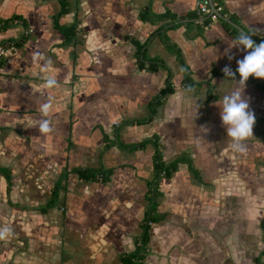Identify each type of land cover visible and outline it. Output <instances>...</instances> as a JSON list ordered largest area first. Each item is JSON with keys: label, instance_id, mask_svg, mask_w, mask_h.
Masks as SVG:
<instances>
[{"label": "crops", "instance_id": "obj_1", "mask_svg": "<svg viewBox=\"0 0 264 264\" xmlns=\"http://www.w3.org/2000/svg\"><path fill=\"white\" fill-rule=\"evenodd\" d=\"M197 1L68 0L59 19L76 24L77 37L66 42L55 26L60 0H0V19H25L0 29V42L27 35L0 66V229H11L0 239V264H120L142 231L157 148L153 140L122 144L155 137L166 162L184 158L160 180L163 218L152 224L143 264H264V88L249 77L243 89L256 116L246 154L229 148L218 105L243 88L238 72L227 78L222 69L235 72L247 54L230 47L239 33L226 21L264 33V0H219L222 16L211 25ZM147 7L175 17L143 18ZM159 28L147 51L167 66L141 68L126 35L143 42ZM165 35L192 69L194 88L181 84L184 64ZM169 81L175 89L153 118L137 121ZM41 119L53 131L41 133ZM78 166L112 174L81 178L71 170ZM63 174L56 202L43 209Z\"/></svg>", "mask_w": 264, "mask_h": 264}, {"label": "trees", "instance_id": "obj_2", "mask_svg": "<svg viewBox=\"0 0 264 264\" xmlns=\"http://www.w3.org/2000/svg\"><path fill=\"white\" fill-rule=\"evenodd\" d=\"M216 1H219V0H216ZM60 2H61V8H60V11L55 16V26L57 28H59L65 34L66 42H71L77 37V25L73 24V25L68 26V25H64L60 22L59 18L61 16V14L65 13L66 11L69 10L68 0H60ZM197 14H199L198 11H197ZM141 16L143 18H150V17L164 18L165 16L175 17V15L172 14L171 12H166L164 14L153 13V11L148 7L142 11ZM221 16H222V14H221ZM18 19L22 20V21L25 20V19L21 18L20 16L1 18L0 19V29H3V28L10 26L12 23L16 22V20H18ZM209 20H210V17H208L207 15H204L203 22L208 24ZM226 24L228 25V27H231L234 31H237L238 33H240V31L235 26H233L231 23L226 21ZM158 32H162V28L156 29L149 36V38L143 42L140 39H138L137 37L126 35V39L133 42L136 46L137 63L141 68L157 69V68L164 66V65L167 66L165 60L161 56H158V55L152 56L147 51L148 44H149L150 40L152 39L153 35L158 33ZM250 34H253L252 39L254 40V42L257 45L259 43H261L262 41H264V33L250 32ZM26 38H27V35L23 36L20 39H16V40H3L0 42V44L4 43L6 45H9L12 43L14 45H18V44H21ZM164 38H165L166 45L170 49H172L178 53L179 59L184 64V73H183V78H182L181 84L187 89L194 88V86L197 85V82L195 81V79L193 77L192 69L183 60L180 48L175 43L171 42L167 38L166 35ZM5 61H6V56H4V55L0 56V66L3 65L5 63ZM250 78H251V80H253V82L258 87L264 88V83L259 81V79L256 78L254 75L250 76ZM174 89H175V86L169 81L167 83V85L162 88L160 93L155 95L150 100V102H149V115L146 118L138 119L137 121L144 122V121L151 120L153 118L154 114L156 113L158 107L164 102L165 94L173 91ZM207 95H208L209 100H211L214 97V94L212 92V88L210 86L207 90ZM118 124L119 125L117 126V128L121 125V123H118ZM150 140L154 141L157 148H156V151L154 153V175L151 178V180L149 181V189H148V192L146 195L147 200H148V207L146 210L145 218L143 219V221L141 223L142 231L136 240V242H137L136 247L132 251H123L120 253V264H143L147 254L149 252L148 243L151 239V229H152V223H150V221L158 222L159 220H161L163 218V215L160 214L157 210V208H158L157 198L160 194V189H159L160 180L164 176H170L175 171V169L177 168L178 162L184 158V157H182V158L176 159L175 161L166 162L162 157L161 150L158 147V139L156 137L152 138V139H145V140H141L138 142L129 143V144H122V145L127 147V148H131V149L142 148ZM71 170L75 171L81 178H91V179L100 178L102 181H105V182L110 179L111 174H112V168H105L103 166H100V167L78 166V167L72 168ZM8 175H9V182H10L11 181L10 173ZM64 175H66V174H63V176H61L56 181V183L53 187V195L49 199V201L47 202L46 206L43 207V209L47 208L48 206H52L56 202L57 197H58V191L62 185ZM261 227L263 229V236H264V214H263L262 219H261ZM262 253L264 254V249H263ZM255 260L259 261L260 257H255Z\"/></svg>", "mask_w": 264, "mask_h": 264}, {"label": "clouds", "instance_id": "obj_3", "mask_svg": "<svg viewBox=\"0 0 264 264\" xmlns=\"http://www.w3.org/2000/svg\"><path fill=\"white\" fill-rule=\"evenodd\" d=\"M253 34L241 30L238 37L235 39L230 47H240L241 51H246V55L243 59L238 60V67L235 72L230 66H225L222 71L227 78H234L236 72L240 74L239 83L243 85L242 90L237 89L230 95H225L222 99V103L218 104L221 107V121L226 127L227 136L231 138L229 148L233 152L246 154L247 146L244 143L247 139L254 135L253 127L256 123V116L254 112L249 111V103L243 96V89L250 76L256 78H264V41L258 45L252 39ZM251 50V51H247ZM233 57L229 56L231 60ZM50 63V62H49ZM56 84L55 79H47V86L52 87ZM52 104H43L39 111L43 117H49ZM33 121H28L27 126H31ZM39 131L47 134L53 131L52 121L50 119H41L38 121ZM207 130V129H206ZM10 228L0 229V239H5L10 235Z\"/></svg>", "mask_w": 264, "mask_h": 264}, {"label": "built area", "instance_id": "obj_4", "mask_svg": "<svg viewBox=\"0 0 264 264\" xmlns=\"http://www.w3.org/2000/svg\"><path fill=\"white\" fill-rule=\"evenodd\" d=\"M196 9L200 15H207L210 17L208 25H211L220 19L224 5L216 0H198ZM12 45V43L9 45L4 43L0 44V56H6ZM150 223L153 224V221H150Z\"/></svg>", "mask_w": 264, "mask_h": 264}]
</instances>
